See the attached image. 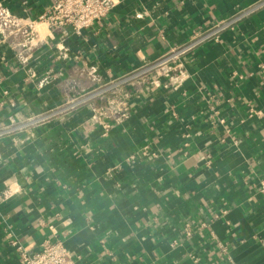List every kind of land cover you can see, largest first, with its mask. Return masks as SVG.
I'll return each instance as SVG.
<instances>
[{
	"label": "crops",
	"instance_id": "obj_1",
	"mask_svg": "<svg viewBox=\"0 0 264 264\" xmlns=\"http://www.w3.org/2000/svg\"><path fill=\"white\" fill-rule=\"evenodd\" d=\"M261 1L117 0L77 36L39 22L54 0H0L39 37L24 64L0 43V130L29 122L0 137V264L10 241L75 264H264V6L240 16ZM221 22L169 77L151 69ZM114 98L128 115L104 136L93 109Z\"/></svg>",
	"mask_w": 264,
	"mask_h": 264
},
{
	"label": "built area",
	"instance_id": "obj_2",
	"mask_svg": "<svg viewBox=\"0 0 264 264\" xmlns=\"http://www.w3.org/2000/svg\"><path fill=\"white\" fill-rule=\"evenodd\" d=\"M116 4L117 0H54L53 6L39 16L38 20L39 22L45 23L49 30L69 26L74 35L79 36L83 30H87L95 22L103 20ZM262 6H264V1L255 4L241 13L240 16L250 14ZM235 20H238V16H236ZM227 26L228 23L221 22L213 26L207 33L199 35L198 37L196 32H192V37L184 45L172 47L153 64L151 69L156 70L158 75L169 77L171 72L170 65L172 63L179 61L182 56L203 44V42H216L219 34ZM38 39V32L34 30L31 24H23L0 2V43H10L12 45V49H14L19 63L24 64L27 62V53L36 45ZM86 75L96 86L99 85L100 79L95 74L94 68H89ZM135 75L141 77V74ZM110 90L111 87H98V89L87 96L67 103L62 109L57 110V114L59 117L67 116L86 102L102 98ZM127 115L128 104L125 100L110 99L106 106L93 109L91 125L93 126L92 128L99 126L105 136L113 123L121 122ZM15 121L14 116L8 118L9 126L0 130V137L9 136L13 131L24 129L29 125V122L16 125ZM144 149L141 153L145 156L149 148L145 147ZM257 192L264 199V179L258 182ZM185 231V235L187 237L190 236V232L188 230ZM10 245L17 254L18 264H75L63 244L59 241H45L40 245L38 250L21 247L15 241H10Z\"/></svg>",
	"mask_w": 264,
	"mask_h": 264
}]
</instances>
